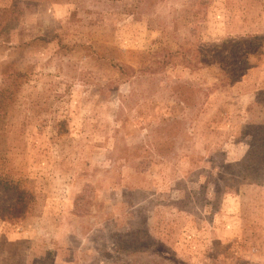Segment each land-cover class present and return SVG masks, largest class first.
Masks as SVG:
<instances>
[{"label": "rangeland", "instance_id": "rangeland-1", "mask_svg": "<svg viewBox=\"0 0 264 264\" xmlns=\"http://www.w3.org/2000/svg\"><path fill=\"white\" fill-rule=\"evenodd\" d=\"M261 128L264 0H0V264H264Z\"/></svg>", "mask_w": 264, "mask_h": 264}, {"label": "trees", "instance_id": "trees-1", "mask_svg": "<svg viewBox=\"0 0 264 264\" xmlns=\"http://www.w3.org/2000/svg\"><path fill=\"white\" fill-rule=\"evenodd\" d=\"M260 46H261L260 42H257L255 44L254 43H244L242 45V47L240 48V51L238 52L237 56L240 60L246 61V59H248V56L255 53ZM262 126L263 125L258 126V128H260ZM249 136H250V139H249L250 145H249L247 152H246V155H245L246 160H248L250 158H253V159L259 158L260 160H263L264 159V148L259 149L258 151H257V149L253 150L252 142L262 141L264 143V129L261 128V130L258 131V137H257V131L255 132V134L251 132L249 134Z\"/></svg>", "mask_w": 264, "mask_h": 264}]
</instances>
